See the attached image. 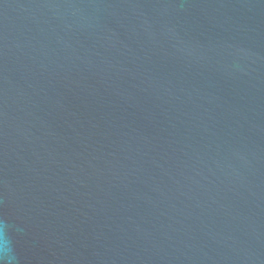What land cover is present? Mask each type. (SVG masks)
<instances>
[{"label": "water", "instance_id": "obj_1", "mask_svg": "<svg viewBox=\"0 0 264 264\" xmlns=\"http://www.w3.org/2000/svg\"><path fill=\"white\" fill-rule=\"evenodd\" d=\"M0 220L18 264H264V0H0Z\"/></svg>", "mask_w": 264, "mask_h": 264}, {"label": "clouds", "instance_id": "obj_2", "mask_svg": "<svg viewBox=\"0 0 264 264\" xmlns=\"http://www.w3.org/2000/svg\"><path fill=\"white\" fill-rule=\"evenodd\" d=\"M10 225L0 220V264H18L10 236Z\"/></svg>", "mask_w": 264, "mask_h": 264}]
</instances>
